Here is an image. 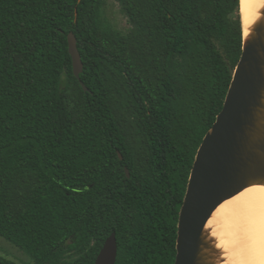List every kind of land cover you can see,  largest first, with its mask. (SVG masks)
Wrapping results in <instances>:
<instances>
[{
  "label": "trees",
  "instance_id": "trees-1",
  "mask_svg": "<svg viewBox=\"0 0 264 264\" xmlns=\"http://www.w3.org/2000/svg\"><path fill=\"white\" fill-rule=\"evenodd\" d=\"M115 1L126 35L101 24L104 0H0V237L22 264H95L112 232L115 264L174 263L194 156L241 54L240 0Z\"/></svg>",
  "mask_w": 264,
  "mask_h": 264
},
{
  "label": "water",
  "instance_id": "water-1",
  "mask_svg": "<svg viewBox=\"0 0 264 264\" xmlns=\"http://www.w3.org/2000/svg\"><path fill=\"white\" fill-rule=\"evenodd\" d=\"M67 41L72 71L79 78L83 63L72 32ZM124 170L129 177L128 168ZM253 183L264 184V21L255 26L253 35L243 36L222 108L195 153L178 214L173 264L220 263L212 250L214 244L205 246L208 241L201 226L221 199ZM116 257L117 242L112 232L95 264H115Z\"/></svg>",
  "mask_w": 264,
  "mask_h": 264
},
{
  "label": "clouds",
  "instance_id": "clouds-1",
  "mask_svg": "<svg viewBox=\"0 0 264 264\" xmlns=\"http://www.w3.org/2000/svg\"><path fill=\"white\" fill-rule=\"evenodd\" d=\"M256 8L244 37L253 35L255 26L264 21V0H257ZM201 230L208 241L205 246L214 244L220 264H264V184H250L221 199Z\"/></svg>",
  "mask_w": 264,
  "mask_h": 264
},
{
  "label": "rangeland",
  "instance_id": "rangeland-1",
  "mask_svg": "<svg viewBox=\"0 0 264 264\" xmlns=\"http://www.w3.org/2000/svg\"><path fill=\"white\" fill-rule=\"evenodd\" d=\"M101 24L109 26L112 31L126 35L131 24L115 0H104L101 9ZM0 255L12 259L20 264L28 261V257L15 245L0 237Z\"/></svg>",
  "mask_w": 264,
  "mask_h": 264
},
{
  "label": "bare ground",
  "instance_id": "bare-ground-1",
  "mask_svg": "<svg viewBox=\"0 0 264 264\" xmlns=\"http://www.w3.org/2000/svg\"><path fill=\"white\" fill-rule=\"evenodd\" d=\"M239 2H240L239 5H240L242 31H243L256 16V13H257L256 2H257V0H240ZM213 227H215V226H213Z\"/></svg>",
  "mask_w": 264,
  "mask_h": 264
}]
</instances>
